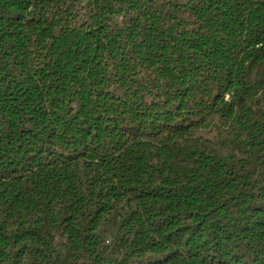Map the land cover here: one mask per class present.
I'll list each match as a JSON object with an SVG mask.
<instances>
[{"label": "trees", "instance_id": "16d2710c", "mask_svg": "<svg viewBox=\"0 0 264 264\" xmlns=\"http://www.w3.org/2000/svg\"><path fill=\"white\" fill-rule=\"evenodd\" d=\"M0 264H264V0H0Z\"/></svg>", "mask_w": 264, "mask_h": 264}]
</instances>
